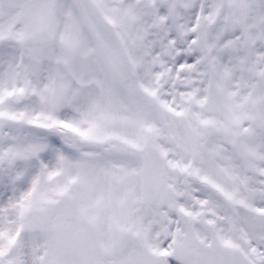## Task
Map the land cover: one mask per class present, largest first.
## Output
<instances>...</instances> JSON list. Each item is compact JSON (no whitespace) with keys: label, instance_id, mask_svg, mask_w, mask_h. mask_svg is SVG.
<instances>
[{"label":"snow or ice","instance_id":"6c2138e0","mask_svg":"<svg viewBox=\"0 0 264 264\" xmlns=\"http://www.w3.org/2000/svg\"><path fill=\"white\" fill-rule=\"evenodd\" d=\"M0 264H264V0H0Z\"/></svg>","mask_w":264,"mask_h":264}]
</instances>
